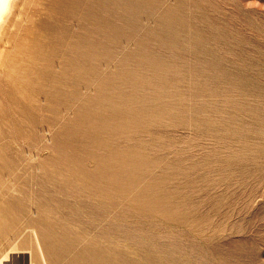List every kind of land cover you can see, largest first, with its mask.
<instances>
[{
    "label": "rangeland",
    "instance_id": "1",
    "mask_svg": "<svg viewBox=\"0 0 264 264\" xmlns=\"http://www.w3.org/2000/svg\"><path fill=\"white\" fill-rule=\"evenodd\" d=\"M51 1L0 15V264H68L82 248L60 259L43 209L71 243L108 231L113 264H264V0H96L103 22L58 36L39 25L61 20ZM87 95L110 108L87 120L106 146L75 163L57 136ZM98 201L99 221L69 215Z\"/></svg>",
    "mask_w": 264,
    "mask_h": 264
},
{
    "label": "bare ground",
    "instance_id": "2",
    "mask_svg": "<svg viewBox=\"0 0 264 264\" xmlns=\"http://www.w3.org/2000/svg\"><path fill=\"white\" fill-rule=\"evenodd\" d=\"M6 1L7 0H0V15L3 12V9H5L6 6ZM87 1V0H86ZM51 3H54V6L52 7V15H57L60 16L61 20H57L52 22L53 18H50L49 20V14H51L50 12L47 16L48 20H45L43 17L42 20H40L39 25L45 27L46 29L52 31L53 33H57L56 36H58L57 32V27L56 26H61V28L63 27V25H67L68 22L70 21H74L76 19H78L80 17V19H83V21L88 20V19H94V21H96L97 23H101L104 21L105 18L99 16L98 14V10L100 9L99 3L97 4L96 0H88L85 3V0H53L49 3L46 4L47 6H49ZM57 3V4H56ZM59 3V4H58ZM72 9H75L74 11H72ZM47 12V11H46ZM172 14V13H171ZM45 15V18H46ZM82 17V18H81ZM56 18V17H54ZM59 18V17H57ZM66 19V21H65ZM7 21V20H6ZM92 21V22H94ZM94 22V23H96ZM102 27V26H101ZM63 29V28H62ZM67 29V26H66ZM118 32V31H117ZM65 33V32H64ZM68 34V33H67ZM63 35V34H62ZM71 35V34H70ZM69 35V36H70ZM55 37V36H54ZM61 37V36H59ZM65 37V34L64 36ZM52 38V37H51ZM62 38V37H61ZM60 39V38H59ZM97 39V38H96ZM57 40V39H56ZM154 40V39H153ZM170 42V41H169ZM60 43V42H59ZM62 43V42H61ZM78 45H71L69 46V51L73 52L75 50V48H78L81 43H77ZM98 44V43H97ZM109 46V45H108ZM86 47V46H85ZM78 50V49H77ZM104 50V49H103ZM65 51V50H64ZM79 51V50H78ZM63 52V51H62ZM80 52V51H79ZM104 53V52H103ZM130 53V52H129ZM132 54V53H131ZM77 61L78 60H85V61H90L91 57H89V54L86 52H83V54H79L77 56ZM94 59V58H93ZM108 59V58H107ZM104 60V59H103ZM110 61V60H109ZM122 61V60H120ZM47 68V67H46ZM130 68V67H129ZM47 71V70H46ZM124 76V75H123ZM109 77V76H108ZM99 81V80H98ZM108 82V81H107ZM116 83V82H115ZM76 84H78L80 87L84 86L83 83L81 82H77ZM102 86V85H101ZM105 88V87H104ZM90 89V88H89ZM93 89V88H92ZM43 91V90H42ZM104 90H97V93H102ZM50 92V91H49ZM105 92V91H104ZM47 93V92H46ZM40 94V93H39ZM76 99L79 98V95H77L78 93H75ZM74 94V95H75ZM46 95V94H45ZM36 96V95H35ZM73 97V98H74ZM82 97V96H81ZM48 98V97H47ZM39 99V98H38ZM81 99V98H80ZM79 100V99H78ZM82 102V110L79 111L77 113V119L76 122H74L73 124H69V128H68V135L65 136L63 135H59L57 136L58 140L56 142V151L58 152L59 155H62L64 157L65 160H73L75 161V163H82V162H90V161H95L96 160V156H94L93 154H90V157H83L82 154L83 152H86L88 150H90L91 148H103L105 147V143H106V138L107 136L105 134H100V139L101 141H94L93 139H90V134L91 131L89 130V128H92V126H94L93 124L90 125L87 123L88 118L93 117L94 119V113L97 112H101V110H105L108 108V110H110L109 107L105 108V104L104 103H100V102H104V100L101 99L100 96L98 97H92L90 95H87L85 97H83L81 99ZM31 104V103H30ZM36 104V103H35ZM78 105V104H77ZM112 109L113 106L109 105ZM25 107L27 108V105H25ZM25 108V109H26ZM41 109V108H40ZM65 109L68 108H64L62 111L65 113L66 111H64ZM95 110V111H92ZM143 110V109H142ZM61 111V110H60ZM89 111V112H88ZM58 114V113H57ZM76 115V114H75ZM144 115V114H143ZM102 117V116H101ZM37 119V118H36ZM92 119V118H91ZM141 119V118H140ZM56 120V119H54ZM110 120V119H109ZM96 121V120H95ZM136 121V120H135ZM140 122V121H139ZM134 127L135 124H133ZM138 125V124H137ZM100 127V126H99ZM103 129V128H102ZM101 129V131H102ZM99 130V129H98ZM104 131V130H103ZM102 133V132H100ZM104 133V132H103ZM63 136V137H61ZM89 136V137H88ZM92 136V135H91ZM95 136V135H94ZM132 136V135H131ZM93 138V137H92ZM118 138V137H117ZM126 138V137H125ZM124 139V138H123ZM115 140V139H114ZM111 141V140H110ZM119 141V140H118ZM122 141V140H120ZM126 141V140H125ZM116 142V141H115ZM112 143V141H111ZM116 145V144H115ZM108 146V145H107ZM110 146V145H109ZM130 146V145H129ZM112 147V146H111ZM109 148V147H108ZM121 149V148H120ZM121 151V150H120ZM129 151V150H128ZM96 152V151H94ZM93 153V152H92ZM114 153V152H113ZM111 155V154H110ZM121 155V154H120ZM131 155V154H130ZM133 156V154H132ZM131 156V157H132ZM115 157V155H114ZM134 157V156H133ZM62 158V157H61ZM106 161V160H105ZM74 163V162H72ZM108 163V162H107ZM88 164V163H87ZM96 164V163H95ZM132 164V163H131ZM78 165V164H77ZM76 165V167H77ZM124 165V164H123ZM79 166V165H78ZM96 166V165H95ZM71 167V165H70ZM80 167V166H79ZM102 169L104 167L100 166ZM107 167V166H105ZM90 168V166H89ZM100 169V168H99ZM110 170V169H108ZM101 171V170H100ZM107 174V173H106ZM103 175V174H102ZM108 175V174H107ZM111 175V174H110ZM137 175V174H136ZM95 176V175H94ZM109 176V175H108ZM93 178V177H92ZM119 175L118 173H113L112 177H102L100 179H103L106 182H113L116 181L115 179H118ZM100 179L98 178L97 180L100 182ZM88 182V181H87ZM98 183V182H97ZM88 184V183H87ZM96 184V183H95ZM99 184H103V183H99ZM105 184V183H104ZM66 187H69L71 184L70 182H67ZM90 185V184H89ZM74 186V185H73ZM94 186V185H92ZM64 189V188H63ZM87 191V190H86ZM103 194V193H102ZM106 195V194H105ZM103 197V196H102ZM97 201V200H96ZM103 203H99L98 201V205H91L85 202H76L74 205V210H80L81 208L84 209V211L80 214V213H73L69 214L71 217H73V220H81L84 215H86V217L88 216L91 219L94 220H101L102 217L104 216V212L106 213V209L104 208L105 205H102ZM72 206V205H71ZM49 211H47L46 209H43V211L40 212V216H39V220L41 222H46L48 221V226L51 227V237L53 238L54 241V245L55 247H57V249H59L60 251V257L58 255V257L64 258L70 254L73 253V249L75 248V245L79 242L82 243V248L79 249V251L77 253H75L74 256H72V259L69 261L68 264H113V260L112 258L109 256L108 254L112 251V243L109 241L110 238L105 237L106 233H108V231H104V233L101 234H97V235H92V228H91V224L86 225V229H84V234L85 235H78L75 237V240L71 243L69 242L65 237V235H67V228L65 226H63V224L60 223V221L58 220L60 217L62 218L63 216H61L62 212L56 211L53 212L52 214L48 213ZM73 212V211H72ZM67 215V214H66ZM68 216V215H67ZM102 216V217H101ZM69 217V216H68ZM52 218V220L50 219ZM88 218V219H89ZM86 219V218H85ZM115 219V218H114ZM87 220V219H86ZM92 221V220H91ZM96 221V223L98 222ZM53 222V223H52ZM105 222V221H104ZM94 223V222H93ZM117 225V224H116ZM118 226V225H117ZM101 228V225H100ZM118 228V227H117ZM102 230V229H101ZM103 232V231H102ZM76 235V234H75ZM92 235V236H91ZM45 236V235H44ZM49 236V235H48ZM68 236V235H67ZM106 238V241H103V238ZM50 238V237H49ZM133 243V242H131ZM81 245V244H80ZM53 246V248H55ZM125 248V247H123ZM122 248V249H123ZM127 248V247H126ZM50 251L53 253V249L50 247L49 248ZM118 250V249H117ZM131 261V260H130ZM151 264V263H150Z\"/></svg>",
    "mask_w": 264,
    "mask_h": 264
}]
</instances>
